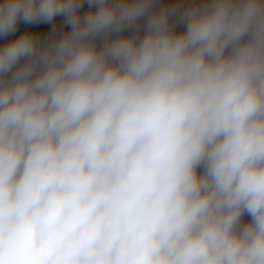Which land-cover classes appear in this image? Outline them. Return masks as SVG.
<instances>
[{
    "label": "clouds",
    "instance_id": "clouds-1",
    "mask_svg": "<svg viewBox=\"0 0 264 264\" xmlns=\"http://www.w3.org/2000/svg\"><path fill=\"white\" fill-rule=\"evenodd\" d=\"M0 264H264V0H0Z\"/></svg>",
    "mask_w": 264,
    "mask_h": 264
},
{
    "label": "rangeland",
    "instance_id": "rangeland-1",
    "mask_svg": "<svg viewBox=\"0 0 264 264\" xmlns=\"http://www.w3.org/2000/svg\"><path fill=\"white\" fill-rule=\"evenodd\" d=\"M60 23H61L60 18H57V20L53 22V24H56V25H59ZM51 26L52 25H43V27H47V28H51ZM24 27H26V26L21 25V28H24ZM179 27H182V26H179Z\"/></svg>",
    "mask_w": 264,
    "mask_h": 264
}]
</instances>
